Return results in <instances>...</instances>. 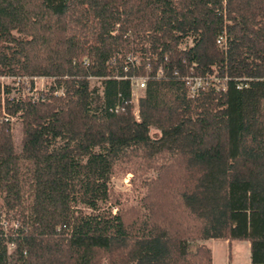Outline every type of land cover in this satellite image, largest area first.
Instances as JSON below:
<instances>
[{
    "label": "trees",
    "instance_id": "16d2710c",
    "mask_svg": "<svg viewBox=\"0 0 264 264\" xmlns=\"http://www.w3.org/2000/svg\"><path fill=\"white\" fill-rule=\"evenodd\" d=\"M1 77L0 264H264V0H0Z\"/></svg>",
    "mask_w": 264,
    "mask_h": 264
},
{
    "label": "rangeland",
    "instance_id": "374dc122",
    "mask_svg": "<svg viewBox=\"0 0 264 264\" xmlns=\"http://www.w3.org/2000/svg\"><path fill=\"white\" fill-rule=\"evenodd\" d=\"M137 80L139 81V79ZM21 81H23L27 87H32L30 92V94L32 95H36L38 92L45 91L52 85V80L44 77H35L32 79V83H30V81L27 79H22ZM0 82L4 85H12L13 87L16 86V83H14V80L12 78L1 77ZM90 86L96 87L97 90H100L99 81L97 79H90ZM10 93L11 95H17L16 88ZM141 93L142 89H137L134 90L133 94L131 95V100L134 104V111L136 108V100L141 95ZM11 132L15 144L18 145L19 126L16 121H13L11 124ZM151 132H153V130H151ZM152 174L153 173L150 172L147 175L150 176ZM136 181L137 180H135L133 183L132 174L130 172L115 170V172L112 174L109 180V187L113 194L118 195L119 201L116 202L114 201V199H112L108 201L106 206H110L113 213L117 209H120V207L138 205L140 190L136 185ZM203 243L211 250V264H249V250L248 243L246 241L234 240L228 242L222 239H209L204 241Z\"/></svg>",
    "mask_w": 264,
    "mask_h": 264
},
{
    "label": "built area",
    "instance_id": "2783aa9c",
    "mask_svg": "<svg viewBox=\"0 0 264 264\" xmlns=\"http://www.w3.org/2000/svg\"><path fill=\"white\" fill-rule=\"evenodd\" d=\"M33 78H35V77H32L31 80ZM22 79L25 80V78H22ZM137 81L138 80L135 79V80H133V82L131 84V95L133 94L134 90L142 89L144 87V83H143V80L142 79L139 78V81L138 82ZM188 84H189V88H188L189 95H193L195 93V91H196V88H198L199 86H202L203 85V81L200 80V79H193L192 82H190ZM58 92L60 93V90L59 91H56V93H58Z\"/></svg>",
    "mask_w": 264,
    "mask_h": 264
}]
</instances>
